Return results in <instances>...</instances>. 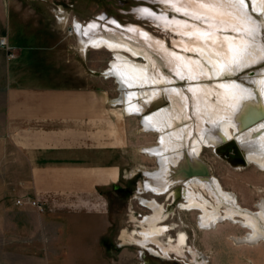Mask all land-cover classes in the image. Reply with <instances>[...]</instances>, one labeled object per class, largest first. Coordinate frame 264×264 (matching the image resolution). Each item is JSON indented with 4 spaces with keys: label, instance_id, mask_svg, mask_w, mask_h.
Returning <instances> with one entry per match:
<instances>
[{
    "label": "crops",
    "instance_id": "0c3cea01",
    "mask_svg": "<svg viewBox=\"0 0 264 264\" xmlns=\"http://www.w3.org/2000/svg\"><path fill=\"white\" fill-rule=\"evenodd\" d=\"M68 19L58 0H0V37L15 53L8 61L0 48V230L7 253L23 260L39 256L54 225L71 235L77 218L88 219L95 255L110 245L107 193H129L134 176L124 168L137 142L120 115L128 111L104 77H90L88 47L72 43Z\"/></svg>",
    "mask_w": 264,
    "mask_h": 264
},
{
    "label": "bare ground",
    "instance_id": "6f19581e",
    "mask_svg": "<svg viewBox=\"0 0 264 264\" xmlns=\"http://www.w3.org/2000/svg\"><path fill=\"white\" fill-rule=\"evenodd\" d=\"M163 1L177 12V18L168 20L166 26H176L181 36L178 40L181 50L165 47L163 52H170L172 66L168 67L175 74L186 77L193 98L184 86L175 83L174 76L162 71L150 51L138 45L109 36H96L87 45L96 50L106 48L115 54L108 72L117 71L120 80L131 87L129 91L126 90V98L142 99L152 107L160 106L167 99L171 101V106L155 108L150 117L156 121V131H166L167 134L163 135L162 146H152L149 150L160 158L162 170L148 172L153 183L147 181L140 190L160 194L172 185L181 184L183 199L178 208L196 210L198 226L208 228L221 220L237 221L247 229L243 236L235 238L237 243L264 240V205L260 204L255 211L242 207L235 194L225 190L216 177L200 174V164L196 162L200 161L204 147L214 148L223 139L231 137L236 138L245 149L249 164L264 171V65H257L264 59V0H244L243 3L240 0ZM190 16L191 20L188 18ZM139 30L149 41L154 40L149 32L142 28ZM159 44L163 46V43ZM137 58H146L147 63H140L135 60ZM242 72L246 74L238 80L228 76ZM187 100L194 101V112L198 119V133L194 130L196 133L191 140L182 135L187 115L182 104ZM125 109L133 111L128 110V104ZM142 111L143 107L133 112L139 114ZM261 116L263 118L259 123L255 121ZM188 120L190 124H196L193 118ZM245 125L247 130L243 131ZM172 137L181 138L174 146L179 151L176 159L169 156L174 148V143L170 142ZM187 139H194L192 151L189 152L193 161H189L184 152ZM190 166H193L195 173L186 177L188 174L185 176L184 171ZM175 170L176 175H173ZM176 193L177 189L173 188L171 196ZM139 197L142 205L149 208L150 214L141 221L135 219L141 230L131 233L132 240L154 254H160L148 247L149 244H156L168 257L169 249L160 242L172 230L162 223L167 215L166 208L155 199ZM169 242L175 243L176 240L170 237ZM178 242L181 247L187 246V235L181 234Z\"/></svg>",
    "mask_w": 264,
    "mask_h": 264
},
{
    "label": "rangeland",
    "instance_id": "374dc122",
    "mask_svg": "<svg viewBox=\"0 0 264 264\" xmlns=\"http://www.w3.org/2000/svg\"><path fill=\"white\" fill-rule=\"evenodd\" d=\"M58 1L63 4V7H66L69 14L67 29H72V34L69 36L73 40L72 43L74 45L78 44V38L80 47L83 49L88 47V43L90 44V41L96 36H109L119 40L126 39L127 42L150 51L157 59L162 71L167 75L174 76L176 79L175 83L178 82L177 84L181 85V87L184 86L186 92L193 98V91L188 87L186 77L183 78L175 74L168 67L172 66L170 52H167L169 56L163 52L165 47L170 48L169 50H181L178 47V40L181 38L178 28L170 24V28L166 26L168 20L177 18L175 16L177 12L170 4H165L163 0ZM188 18L192 19L191 16ZM139 28L149 32L154 40L149 41V39L145 38ZM75 32L79 36H76ZM184 38L187 37L185 36ZM159 43H163L164 47ZM93 49L89 46L87 52L90 77L105 78L104 87L110 89V95H114L116 101L120 102L119 109L126 108L127 104L128 110L133 111L143 107V111L139 114L133 111L129 113L124 111V114H120L118 111L120 115H123V119L128 120L130 136L133 140L136 139L137 142L134 143L136 149L129 150L132 161H126L128 165L124 167L127 168V171H133L134 180L132 179L128 185L131 193H107L111 218L114 219L112 230L110 235H108L112 244L110 243V245L101 249L99 253L97 249L95 255L96 248L90 246L92 241L90 239L91 232L87 224L88 219L85 217L77 218L75 219L76 221H68L67 229L69 228L72 231L71 235L62 233L61 229L54 225L50 235L45 240H39L41 246L36 247L39 248V256L36 255L31 259L23 260L20 259L21 256L19 258L7 253L6 247L2 246L0 230V264H142L144 261L147 264H159V260L150 257L144 251L146 248L137 244L131 237V233L133 234L135 230H141L135 219L137 218V220L141 221L142 218L150 214L149 208L142 205L139 196L145 199H155L166 208L165 212L167 215L162 223L169 225L172 230L167 232L168 236L160 239V242L169 249V256L165 257L158 245H148V247L160 252V254H157L162 255L161 257H170L168 261L161 264H177L173 258L181 259L183 262H179L180 264H264V240L259 239L252 243H237L235 238L243 236L247 232V229L240 226L237 221L221 220L212 227L203 228L198 226V212L196 210L178 208V204H180L179 202L182 199L178 198L175 202H172L171 198H165V193L154 194L140 190V187L145 185L147 181L153 183V180H150L147 175L148 172H160L162 170L160 158L154 156L155 154H151L149 150L156 146H162L163 135L167 134L166 131L165 133H162V130L156 131L157 129L154 127L156 126V121L150 119V117L154 114L155 108H159L162 105L171 106V101L167 99V102L163 101L160 106L152 107L147 101L142 99L131 100L128 97L126 98V90L129 91L131 87L123 80H120L119 76H117V71L108 72L111 62L115 59V54L106 48ZM128 55L130 56V54ZM135 60L140 63H147L146 58H137ZM242 73L228 76L238 80L246 74V72ZM168 102L169 104H167ZM194 104V101L189 102V100L182 104L188 115V117L187 115L185 116V129L182 135L190 140L197 132L196 125H198ZM132 106L135 107L131 108ZM117 110H115V113H117ZM188 118L190 120L193 118L196 124L193 125L194 123H191V126L187 122L189 121ZM171 139L172 141L170 140V142L174 143V147L176 141L181 138L172 137ZM189 139L186 141L184 151L188 155V159L191 157L189 152L192 151L194 140L190 141ZM132 148L133 146L130 149ZM172 151L169 156H173V159H176L175 157L179 151L175 147ZM199 159L209 169V175L206 176L216 177L225 190L235 194L238 203L242 207L255 211L258 210L260 204L264 205L263 170L254 164H248L243 168H233L214 153L213 147H204ZM189 161H193L192 158ZM2 164L3 161H0V166ZM188 168L190 172L195 173L193 172V166ZM176 172L177 170L173 171L172 174L175 173L173 175H176ZM137 180H142L138 191L142 193L137 194L136 198L135 185ZM176 187L181 188V184L172 185L170 188L173 190ZM181 234L182 236L187 235V246L181 247L179 245L178 239ZM170 237L175 239L176 242L170 243ZM115 243H121V245L116 247ZM146 250L154 254L150 249ZM18 259L20 260L18 261Z\"/></svg>",
    "mask_w": 264,
    "mask_h": 264
},
{
    "label": "water",
    "instance_id": "95a60500",
    "mask_svg": "<svg viewBox=\"0 0 264 264\" xmlns=\"http://www.w3.org/2000/svg\"><path fill=\"white\" fill-rule=\"evenodd\" d=\"M257 65H264V59L260 62L257 63ZM255 65V66H257ZM264 117V115H263ZM262 116L260 118L255 119V121H258V123L260 122L261 118H263ZM246 125L244 127H242L243 131H246L247 129L245 128ZM241 133H239L238 135H240ZM213 151L216 155H218L221 159L225 160L231 167L233 168H243L246 167L249 164L248 158L246 156V152L245 149L240 145V143L238 142V140L236 138H227V139H223L220 143H218L214 148ZM197 163L200 164V173L201 174H205V175H209V169L207 168L206 164L202 161H196ZM183 173V172H182ZM185 176L189 177L192 172H190V169H186L184 171ZM177 189V193L175 195H172L171 199L172 202H175L178 198H180L181 196V188L180 187H176ZM175 190V189H174ZM173 192V190L170 192L169 195H171ZM168 195V197H169Z\"/></svg>",
    "mask_w": 264,
    "mask_h": 264
},
{
    "label": "built area",
    "instance_id": "2783aa9c",
    "mask_svg": "<svg viewBox=\"0 0 264 264\" xmlns=\"http://www.w3.org/2000/svg\"><path fill=\"white\" fill-rule=\"evenodd\" d=\"M66 34L69 36L72 34V29L68 28L66 31ZM0 48L4 50L5 52V56H6V60H11L15 57V53H14V48L8 44L7 40L5 39V37H0ZM16 204L18 205H23V204H28L32 207H34L37 211L42 212L44 210V204L41 203L39 200L37 199H28L27 201L21 200V199H17L16 200Z\"/></svg>",
    "mask_w": 264,
    "mask_h": 264
},
{
    "label": "flooded vegetation",
    "instance_id": "af4514ba",
    "mask_svg": "<svg viewBox=\"0 0 264 264\" xmlns=\"http://www.w3.org/2000/svg\"><path fill=\"white\" fill-rule=\"evenodd\" d=\"M169 189H170V187L168 188V190H169ZM168 190H166V192H164V193H165V198L167 197V198L169 199V198H171L172 196L169 195L170 192H171V190H170V191H168ZM125 191L130 193V189H129V187H127V188L125 187ZM168 195H169V197H168ZM180 199H183V197L180 196ZM118 239L120 240V238H118ZM119 245H121V243H117V244L115 243V246H116V247L119 246ZM130 245H131V244H130ZM144 251H146V253H147L150 257L154 258L155 260H159V261H160L159 264L164 263L165 261H168V260L170 259V257H169V258H163V257H161L160 255H159V256L154 255V254L150 253L149 251H147L146 249H144ZM143 256H144V255H143ZM173 259H174V261H175L177 264H180L179 262H183L181 259H178V258H173ZM142 264H147V262L144 261Z\"/></svg>",
    "mask_w": 264,
    "mask_h": 264
},
{
    "label": "snow or ice",
    "instance_id": "6c2138e0",
    "mask_svg": "<svg viewBox=\"0 0 264 264\" xmlns=\"http://www.w3.org/2000/svg\"><path fill=\"white\" fill-rule=\"evenodd\" d=\"M240 2H241V3H243V2H244V0H240Z\"/></svg>",
    "mask_w": 264,
    "mask_h": 264
}]
</instances>
